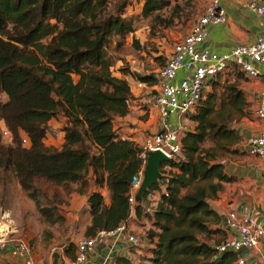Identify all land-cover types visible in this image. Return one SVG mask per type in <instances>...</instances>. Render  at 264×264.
<instances>
[{"label":"trees","instance_id":"obj_1","mask_svg":"<svg viewBox=\"0 0 264 264\" xmlns=\"http://www.w3.org/2000/svg\"><path fill=\"white\" fill-rule=\"evenodd\" d=\"M140 1L138 15L150 18L153 35L156 27H170L182 10L172 0ZM127 4L0 0V120L11 137L10 143H3L0 129V171L13 173L48 223L63 217L38 203L35 178L62 186L67 193L72 191L70 183L77 184L78 193L93 185L86 199L91 221L85 236L116 228L131 210L145 216L147 246L137 264H235L238 252L219 253L216 248L227 231L223 216L208 200L224 183L235 180L225 171L218 150L236 153L234 146L242 136L228 126L223 109H234L240 116L251 112L242 91L232 83L220 84L219 74L185 117L194 125L181 135L179 153L163 165L162 187L149 188L159 192L157 204L147 209L129 201L131 180L143 165L142 148L122 137L113 121L129 112L134 95L130 81L112 73L113 58L106 50L113 35L124 38L134 30L133 17L124 14ZM166 9L168 15L161 14ZM133 43L138 47L137 40ZM122 73L146 83L156 80L155 75L151 79L127 69ZM57 119L63 123L62 142L46 143L49 124ZM21 135L27 137V145ZM207 139L214 144L205 146ZM104 185L108 203L100 191ZM74 244L64 247L69 257Z\"/></svg>","mask_w":264,"mask_h":264},{"label":"built area","instance_id":"obj_2","mask_svg":"<svg viewBox=\"0 0 264 264\" xmlns=\"http://www.w3.org/2000/svg\"><path fill=\"white\" fill-rule=\"evenodd\" d=\"M247 7L262 19L264 27V1L250 0ZM226 22L227 13L221 1L207 0L201 13L192 20L188 30L179 40L171 44L166 60L156 71L153 89L150 83L142 80L134 81L137 89H148L144 95V108L150 112L155 111L156 128L145 136L140 144L142 151L139 156L143 160V165L130 183L129 201L132 204L133 192L141 181L147 151L158 149L169 159L179 153L180 137L187 130L185 117L194 110L210 80L229 69H236L249 79H256L262 74L264 33L257 35L249 43H236L227 51H216L200 45L207 36L208 26ZM180 70L184 74L177 81V72ZM254 115L264 124V88L257 94ZM49 126L55 128L52 122ZM7 132L6 130L5 133ZM21 140L24 145L28 144L26 136L21 135ZM246 147L251 155L264 163V128L256 129L248 137ZM165 168L162 166V171ZM157 201L155 190L149 189L144 195L145 208L152 209ZM262 220H264V209L226 217L224 225L227 234L216 246L218 252L233 251L239 254L241 249L257 248L264 256ZM15 232V228L10 223L0 225V251L7 250L13 256L21 257L24 264H38L29 241L13 236ZM111 239H125L135 246L145 241L143 236L129 231L126 222H121L114 229L98 230L92 236L80 238L75 243L74 255L62 256L61 264H87L88 255L97 242L105 243ZM235 264H246V261L239 254Z\"/></svg>","mask_w":264,"mask_h":264},{"label":"rangeland","instance_id":"obj_3","mask_svg":"<svg viewBox=\"0 0 264 264\" xmlns=\"http://www.w3.org/2000/svg\"><path fill=\"white\" fill-rule=\"evenodd\" d=\"M109 1L110 3H114L115 1L120 2L123 0ZM127 1L128 4L124 9V14L127 17H133L132 21L134 30L126 34L124 38H119L116 35L111 37V41L107 45L106 50L113 58L112 73L119 77L122 75L131 77L129 74L122 73L123 69H127L129 72L133 71L140 75H150L152 76L151 79H153L156 71L164 62V56L161 54L163 47H168V45L170 46V44L182 37V35L188 30L192 20L201 13L205 0H172V3L179 2L182 7V10L178 15L179 17L175 16L173 19L174 23L168 28L159 29L156 27L155 31L157 33L154 35L150 33V18L138 15L140 12L141 1ZM168 12L169 11L166 9L161 14L168 15ZM134 40H137L138 47L134 45ZM118 42H120V45H118ZM229 71L240 74V72L236 69H229L222 74H219L218 79L220 84L231 83L229 82L230 78L226 76L229 74ZM135 80V78H130L133 92L136 91V89H134ZM211 89V86L208 85L203 92V97H205L207 92ZM145 90L148 89L145 88L141 91V93L136 95V99L133 101L135 104L140 103V95L144 93ZM221 90L222 89L218 90V97L220 98L224 96V93ZM3 99L4 95L0 94V100ZM223 110H225L224 114L228 115V126L235 128L238 132L240 131L247 136L244 141L241 134V141L238 145L234 146L239 150L236 153L218 150L219 153L222 154L221 158L224 161L235 162L238 155L247 154L246 152H248L246 150V142L250 133L256 129V117L253 113H250L248 116H240V112L234 111V109L230 108L228 110L232 111H228L225 108ZM246 110L250 112L253 111L248 108ZM214 119L220 122L221 117L216 114ZM185 122L186 128H193L194 123L191 122L189 118H185ZM52 123L55 128L52 129L50 126L51 131L49 132V137H47L45 141L46 143L53 142L54 144H59V137L56 133L60 130V127L63 124L62 119L54 120ZM114 124L119 128H123L125 132H131L135 135L141 134L143 138V136H147L155 130L156 117L153 112L148 111V109L142 106L139 109L132 107L130 113L124 119L116 118ZM0 129L2 132L3 143H10V134L8 132L5 133L6 127L2 120H0ZM213 144L214 142L209 139L204 142L205 146ZM249 155L252 156L251 154ZM34 188L36 190L34 194L38 203L41 206L52 208L53 215H61L63 219L55 223L46 222L39 210L36 208L34 201L29 198L27 192L21 188L13 173L9 170H1L0 225L3 223H10L13 225L16 230L14 233L15 235L13 236L27 239L31 246L36 245L42 248L44 246L53 247L57 244H61L62 240L60 234L61 228L66 224L65 219L67 217L66 209L69 204V192L67 193V190H65L62 186H56L40 178H35ZM245 189L246 186L239 187L234 191L230 190L227 194H224L222 206L227 217L230 216L229 213H231V211H236V209H229L224 200L226 199L228 201L231 198L230 201L235 200L236 203H238L239 198L244 197ZM237 214L240 213L236 212L234 215ZM133 223L136 225V227L132 229L133 233L137 235H144L146 231L145 225L147 224L137 222ZM147 223H149V220ZM78 233L79 232H75V242L85 236L83 233ZM142 247L144 246L138 247L141 249V253L144 250H142Z\"/></svg>","mask_w":264,"mask_h":264},{"label":"crops","instance_id":"obj_4","mask_svg":"<svg viewBox=\"0 0 264 264\" xmlns=\"http://www.w3.org/2000/svg\"><path fill=\"white\" fill-rule=\"evenodd\" d=\"M206 1L207 0H205V2ZM220 1L226 9L227 22L225 24L208 26L207 36L200 44L201 46L208 47L216 51H227L236 43H249L257 35L264 33L262 19L257 14L250 11L247 7V3L250 0ZM170 46L168 45V47H163V51L161 53L163 54V56H168ZM183 74V71H178L176 80L178 81ZM226 76L230 78L229 82L235 84V86H237L242 91L247 103L245 108L253 110L251 111V113L254 114V109L257 104V94L260 89L264 88V68H262V74L260 75V77L256 79L246 78L241 73H233V71H229V74H227ZM121 77H124L129 81L131 78L123 75ZM154 84L155 81L150 83L152 89L154 87ZM134 89H136V91L133 92L132 90L134 99L129 105V112L124 116H117L115 117V119H124L130 113L132 107L136 109H139L141 106L145 107L144 95L146 93V90L140 95L141 104H135L133 101H135L136 95L138 93H141L142 90H139L137 88ZM153 113L156 117L155 111ZM115 119L113 121L114 128L117 129L122 137H129L140 145L145 136H143L142 138L141 134L135 135L131 132H125L123 128L115 126ZM258 128H264V124H262L256 118V129ZM256 129L252 133H254ZM239 133L242 134L243 140L245 141L247 136H245L244 133L240 131ZM252 133H250V135ZM62 135V132L59 131V144L62 142ZM246 153L247 154L238 155L235 162H226L223 160L225 164V171L227 172V174L233 175L235 177V180L233 182L224 183L223 189L218 192L216 196H213L208 200L210 206L217 213L223 216V221H225V218L227 217L222 206L224 194H227V192H229L230 190L234 191L239 187L246 186V189L244 197H240L238 203H236L235 200L230 201L231 198L228 201L226 199L224 200V202H226V206L229 209H236V211H231V213H229L230 215L235 214L236 212L245 214L254 212L258 209H264V163L261 162L256 156H250L249 152ZM69 185L72 191L68 193V195L70 196L69 204L66 209L68 218H64L66 224L61 228L60 236L62 243L57 244L53 247L44 246L41 248L40 246L36 245L32 246V253L35 261L38 264H61L62 256L69 257L66 251H64V247L71 242L76 243L77 241L75 242V232H79L78 234L83 233L84 235L86 226L90 224L91 216L87 211L86 199L89 190L94 188L93 185L87 188L85 193H78L76 191V183H70ZM100 191L104 196L105 201L108 203L109 197L107 187L104 185L100 188ZM155 196L157 199H159V192L157 190H155ZM133 222L147 224L145 225L146 229L149 227V223H147L148 219L145 216L136 215L134 211L131 210L129 218L126 221L128 230L131 232H133L132 229L136 227ZM262 224L264 227V220H262ZM141 236L144 237V235ZM139 246H144L142 247V250L144 249L142 253L141 249L138 248ZM146 246V239L142 244L137 246L131 244L125 239H111L105 243L97 242L93 250L88 255L87 264H127L128 262L131 264H137L139 256L145 253ZM69 252L72 253L71 250ZM239 254L243 256L246 264H264V256L260 249H241ZM0 264H24V261L21 257L13 256L7 250H3L0 251Z\"/></svg>","mask_w":264,"mask_h":264},{"label":"water","instance_id":"obj_5","mask_svg":"<svg viewBox=\"0 0 264 264\" xmlns=\"http://www.w3.org/2000/svg\"><path fill=\"white\" fill-rule=\"evenodd\" d=\"M169 160V157L158 149L147 151L140 184L133 192L134 207H145L144 195L151 186L162 187L164 177L162 166Z\"/></svg>","mask_w":264,"mask_h":264}]
</instances>
